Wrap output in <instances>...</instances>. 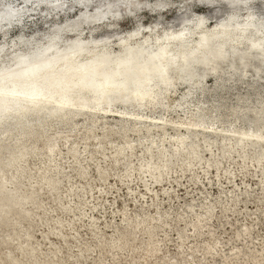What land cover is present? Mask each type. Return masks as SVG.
<instances>
[{"label": "rangeland", "instance_id": "1", "mask_svg": "<svg viewBox=\"0 0 264 264\" xmlns=\"http://www.w3.org/2000/svg\"><path fill=\"white\" fill-rule=\"evenodd\" d=\"M77 1L83 2L79 4ZM124 1L128 3L133 1L131 5L138 6L131 8L123 0H0V15L8 11L15 12L14 17L9 16L0 22V69L10 64L14 55L23 54L29 46L28 42L40 49L47 48L49 35H54L56 41L60 42L59 45L65 47L68 46V41L75 36L78 40L86 42L95 38L113 37L107 43L112 55L108 57L110 60L107 58L104 60L115 65L143 63L150 61L149 56L122 62L123 54L120 55L118 48L123 46L114 41L121 38L124 40L128 32L132 34L139 28V32H135L136 34L128 39L126 46H129V43L136 48L148 46L158 53L156 49L162 44L158 39L163 40L164 30L167 27L176 28L183 18L194 13L204 14L200 18L209 27L210 22L207 21L205 5H211L210 9L212 8L213 13L210 17L215 18V21L224 13V5L218 3V0ZM109 2L113 5L110 10L116 11V16L105 15L96 30L89 29L82 22V18H76V14L80 15L82 9L86 15L92 16L96 6H101L103 9ZM58 3L62 5L56 7ZM130 9L132 13L128 12ZM252 10L264 11V0H254ZM240 14V19H243L246 11ZM195 18L199 17L195 16ZM112 21H114L113 24L109 26ZM62 22L64 24H61ZM213 22L214 20L211 21ZM143 32L150 35L147 37L146 44L142 42L145 40ZM116 34L120 37H116ZM250 38L257 40L258 37L250 35L240 44L230 43L233 50L222 64L226 78L216 82L211 76H206L203 79L204 93L202 95L195 93L189 103L181 104L180 102L183 94L187 92L188 83L176 80L174 85H169V88L173 86L174 89L166 95L165 104L172 108V112L164 119L184 122L195 115L197 108L200 107L209 111L208 115L212 121L219 116H224L226 123L223 127H230L233 122L230 116L233 108L237 110L239 117L251 118L255 115L261 103H264V96H262L264 95V72L261 73L259 79H254L250 72L242 77L238 66L239 57L250 52L254 62L261 59L259 52L249 45ZM197 39L202 41V37L199 36L185 48H181L183 43L180 44L175 37L167 43L176 55L182 51L188 53L191 50L195 53L197 49H194V43ZM155 52H152L150 57L154 59L157 67L159 62ZM230 66L236 67L237 73L231 79H227ZM193 78H197L196 75ZM253 81L257 83L255 82V87L251 89L250 84ZM143 114L144 121L146 116L152 119L162 117L160 110L151 112L146 110ZM69 118L68 128L48 131L43 138L35 140L36 152L39 155L28 158L26 163L28 172L34 175L31 181H22L19 189L33 192L36 203L15 206L5 199L4 194H0V209L6 212V214L0 212V264H11L4 259L8 253L16 264H32L31 262L35 260L41 264H159L162 259L171 257H175L176 263L184 264V261L176 256V238L177 233L181 231L185 235V240L180 250L185 256L190 251L194 252L191 264H210V262L222 264V260L234 247L246 246L252 258L257 256V250L264 251L262 250L264 249V168L255 169L256 163L253 159L241 163L239 153L235 152H232L229 159L223 158L222 160V157L218 156V149L224 143L228 145V148L235 141L224 142L217 139L213 144L212 157L207 158L202 140L198 141L199 151L203 156L202 166H205L204 172L202 169L196 170L195 167L196 172L195 170L182 172L174 168L167 175L168 177H164L159 186H152L148 182V189H145L142 187L144 175L137 171L140 165L145 163V157L141 153H136L140 147H135L136 155L132 158L134 170L129 178L125 177L124 166L121 163L112 164L113 156L110 148L117 147L124 142L120 138L117 121L113 118H102L98 120V123H102L104 128L94 129L92 133H89L80 122V118L72 115ZM127 127L138 130L135 137L130 131L126 133L129 141H134L135 144L139 140H146L148 135L145 134L143 124L132 127L131 122H128ZM213 127L215 128L216 125ZM149 131L153 134L152 137L158 139L156 127L149 128ZM171 135L172 131H166L165 145L168 151L173 149L168 143ZM95 138L102 142L104 157L94 151V143L97 141ZM46 140L55 143L59 156L57 160L62 171L58 175V186L53 194L44 188L39 173L35 174L39 167H43L44 149L42 146ZM66 145H73L76 148L77 164L69 159ZM249 149L250 146L246 147L248 154H251ZM215 159L219 160L218 173L213 171V168H208V165L212 164ZM78 166L86 172L84 180L76 176ZM97 167L106 171L107 180L105 182L97 178L95 170ZM46 169V176H53V171H50V168ZM225 171L230 173L231 184H228V174ZM9 176V173L6 174L7 187L11 190L13 185L9 183ZM69 185L73 188L80 186L82 190L78 196L70 193ZM163 187L165 191L167 190V196L162 194ZM54 196L58 200H55ZM233 196L236 197L234 202L231 201ZM205 203L212 204L214 213L208 221L205 220V216H202L203 219L199 217L203 220L198 223L200 236L199 239L194 238L190 230L196 221V216H200L204 211L202 206L204 207ZM188 204L192 206L191 213H186L189 211ZM156 211L163 214V221L167 224V226H157L155 229L152 243L160 249L157 256H142L144 249L147 248L148 240L143 226H139L136 229L135 242L130 241L129 236H125V247L128 249L113 257L110 245L116 236L115 233L126 232L125 227H135L145 215L155 217ZM180 216L183 221H178ZM244 226L248 227L249 236L245 241H240L235 234ZM22 232L27 233L28 236L24 237ZM214 240L219 244L212 261L209 255H202L198 253V250L200 243L212 245ZM20 245H26L28 250L34 251V257L19 254L17 248ZM186 258L190 260V256ZM77 259L80 263L76 262ZM256 262L264 264V256L258 257ZM227 264H234V261Z\"/></svg>", "mask_w": 264, "mask_h": 264}, {"label": "bare ground", "instance_id": "2", "mask_svg": "<svg viewBox=\"0 0 264 264\" xmlns=\"http://www.w3.org/2000/svg\"><path fill=\"white\" fill-rule=\"evenodd\" d=\"M77 2L82 4L83 1ZM123 2L125 1L123 0ZM132 2H125V4L128 3L131 8L138 6H132ZM217 2L224 5V13L221 18L216 21L213 18L214 22L211 23L213 21H209L212 19L211 14L209 17L207 14V21L210 22V26L207 27L204 20L200 18L204 14L194 13L188 15L176 25V28L169 26L164 30L163 40L158 39L162 43L156 49L158 53L148 46L136 48V46L132 47L131 43L126 46L128 39L139 32V28L134 30L132 34L128 32L126 37L123 38L124 40H121V38L114 41L123 46L118 48L120 55L123 54L122 62L149 56L150 61H144L143 63L134 62L130 65L118 63L115 65L104 60V58L110 60L108 57L112 55L107 43L113 37L95 38L86 42L85 40H78L75 36L68 41V46L65 47L59 45L60 42L56 41L54 35H49L48 45L45 49H40V47L33 46L32 43L28 42L29 46L23 54L14 55L10 60V64L0 69V105L6 106L12 102L18 105L16 108L10 109L7 112L8 114H0V119L2 118L0 120V194H4L5 199L15 206L36 203L33 192L19 189L22 181H31L34 175V173L28 172L26 163L28 158L39 155L36 152L35 140L43 138L48 131L68 128L70 126V115L80 118V122L89 133H92L94 129L104 128L102 123H98V120L102 118H113L117 121L119 123L120 138L124 142L117 147L110 148L113 156L112 164L121 163L124 166L125 177L129 178L134 170L132 168V158L136 155L135 147H140L136 153H141L145 157V163L140 165L137 171L144 175L142 187L145 189H148V182L152 186H159L164 177L172 172L174 168L185 172L188 170L194 171L195 167L196 170L202 169L204 172L205 166H202L203 156L197 143L201 140L205 148L203 149L206 158L208 156L212 157L213 144L217 139L224 142L235 141L228 148V145L224 143L218 149V156H221L222 160L235 152L236 154L239 153L241 163L253 159L256 163L254 165L255 169L261 170L264 168V103L258 105V111L251 118L239 117L237 110L233 108L230 114L233 122L230 127H223L226 123L224 116H219L212 121L208 115L209 111L200 107L197 108L196 114L187 121L173 122L164 119L167 114L169 115L172 112V108L165 104V97L174 89L173 86L172 89L169 88V85H174L176 80H183L189 84L187 92L180 99L181 104H187L194 98L195 93L198 95L204 93L203 79L206 76H211L216 82L223 81L226 78L222 64L233 50L230 46L231 42L240 44L242 40L248 39L250 35L251 37L257 36V40L250 38L248 42L253 49L259 52L261 59L254 62L250 52L239 57L238 66L241 69L242 77L250 72L254 79H259L261 73L264 72V11L256 12L252 10L254 0H218ZM60 5L62 4L58 3L56 7ZM112 6L111 2L105 5L103 9L101 6H96L92 16L86 15L82 9L80 15L76 14V18H82V22L89 29L96 30L105 15L116 16V11L112 12L110 10ZM131 10H128V12L132 13ZM242 11H246V14L243 19H240ZM9 12L0 15V22L10 16ZM195 16L199 18H195ZM113 22H110L109 26ZM197 22L200 25H197ZM143 28L146 29V27ZM197 30L199 31L197 32ZM143 33L145 40H142V42L145 43L150 35L147 32ZM118 36L116 34V37ZM199 36L202 37V41L197 39L194 43V49H197L195 53L191 50L188 53L182 51L179 55H176L167 43L168 40L175 37L180 44L183 43L181 48H185L190 45V42H193V39L199 38ZM152 52H155L156 58H158L159 66L157 67L154 59L150 57ZM210 57H217V60L213 62ZM23 61L26 62L25 67L20 65ZM32 67L35 69L29 73V68ZM236 71V67L230 66L227 79L234 77ZM5 75H8V79L14 76L16 80L2 81ZM195 75L197 78H193ZM255 82L253 81L250 84L251 89L255 87ZM28 105L32 108H29ZM146 110H150V112L160 110L162 117L152 119L146 116L144 121L143 112ZM240 111L242 110L240 109ZM128 122H131L132 127L144 125L145 134L148 135L145 141L139 140L134 144V141L128 140L126 135L128 131L134 137L138 132L135 128L129 129L127 127ZM214 125H216L215 128ZM151 127L157 128L158 139L151 136L153 135L149 131ZM168 130L172 131L171 139L168 141L173 147L171 151H168L165 145L167 140L165 134ZM199 136L200 138H198ZM95 139L97 141L94 143V151L104 157L102 142L98 138ZM66 146L69 159L77 164L78 152L76 148L73 145ZM248 146H250L251 154H248V150L246 151ZM42 148L44 149L42 154L44 156L43 167H39L35 174L39 173L44 188L53 194L57 189L58 175L61 171L57 160V157L59 158L58 151L55 143L47 140L44 141ZM46 168L53 171V176H46ZM208 168H213V171L217 172L219 170V160H213ZM95 170L99 181L105 182L107 180L106 171L98 167ZM8 173L10 174L9 183L13 185L11 190L7 187L6 174ZM225 173L228 174V184H231L230 173L227 171ZM85 175V170L78 166L76 176L80 180H84ZM80 190H82L80 186L75 188L70 186V193L75 196H78ZM162 191L163 196H167V190L165 191L164 187ZM151 198L153 201L152 196ZM235 198L234 196L231 197V201L234 202ZM54 199L58 200L56 196H54ZM210 204L205 203L204 207L202 206L204 211L200 216H196V221L194 220L195 223L192 224L190 232L194 238L200 236L198 223L203 220H200L199 217L205 216V220L208 221L213 216V206ZM187 206L189 211L186 213H191V204ZM0 212L6 214L3 209H0ZM178 221H183L182 216L178 218ZM163 225L167 226L163 221V214L156 211L155 217L145 215L135 227H125L126 232L124 233L119 234L115 231L116 236L110 245L111 255L116 257L119 252L128 249L125 247V236H129L130 241L135 242L136 229L143 226L148 243L142 256H157L160 249L152 242L156 227ZM91 232L95 236L93 229H91ZM165 232H167V229H165ZM22 234L24 237L28 236L25 232H22ZM235 236L240 241H245L249 236L248 227H242ZM176 239V256L181 258L184 264H191L194 252L190 251L185 256L184 252L180 250L185 240L183 231L177 233ZM218 244L216 240L213 241L212 245L200 243L198 253L209 255V258L213 261V255ZM17 250L21 255L34 257V251L28 250L26 245L18 246ZM262 252L264 251L257 250V256L252 258L246 246L234 247L222 260V264L232 261H234V264H257V258L264 256ZM195 254L197 255V253ZM189 256L190 260L188 261L186 257ZM4 259L11 264H16L10 253L6 254ZM76 262L80 263L78 259ZM31 263L41 264L36 260ZM159 264L179 263H176L175 257H171L162 259ZM210 264L214 263L210 262Z\"/></svg>", "mask_w": 264, "mask_h": 264}, {"label": "water", "instance_id": "3", "mask_svg": "<svg viewBox=\"0 0 264 264\" xmlns=\"http://www.w3.org/2000/svg\"><path fill=\"white\" fill-rule=\"evenodd\" d=\"M224 2V1H223ZM198 5H201L200 3H198ZM210 6L211 5H205V8L204 9H206L207 11H206V14H208V17L210 16V14L212 15V13H213V11L210 9ZM179 12V11H178ZM182 12V11H181ZM179 14V13H178ZM211 20H214L213 18L212 19H210L209 21H211ZM197 25H200V23L199 22H197ZM206 43V42H205ZM207 55V54H206ZM211 59H212V61L214 62L215 60H217L216 58L217 57H215V58H212V57H210ZM218 58H220V57H218ZM219 60V59H218ZM21 65V67H25L26 66V62H24L23 61V63H21L20 64ZM35 67V66H34ZM34 67H32V68H29V73H31L30 71H33L35 68ZM5 78L2 80V81H8L9 79H12L13 81H15L16 79V77H14V76H12V77H10L9 79H8V75H5L4 76ZM18 105H17V103H14V102H12L11 104H9V105H6V106H1L0 105V114L1 115H3V114H8L7 112H9V110L10 109H12V108H16ZM28 107L29 108H32V107H30V105H28ZM2 119V118H1ZM0 119V120H1Z\"/></svg>", "mask_w": 264, "mask_h": 264}, {"label": "snow or ice", "instance_id": "4", "mask_svg": "<svg viewBox=\"0 0 264 264\" xmlns=\"http://www.w3.org/2000/svg\"><path fill=\"white\" fill-rule=\"evenodd\" d=\"M9 15L14 17L15 16V12H10Z\"/></svg>", "mask_w": 264, "mask_h": 264}]
</instances>
